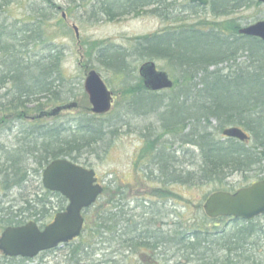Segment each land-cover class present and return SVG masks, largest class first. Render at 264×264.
Returning <instances> with one entry per match:
<instances>
[{
	"label": "trees",
	"instance_id": "1",
	"mask_svg": "<svg viewBox=\"0 0 264 264\" xmlns=\"http://www.w3.org/2000/svg\"><path fill=\"white\" fill-rule=\"evenodd\" d=\"M250 2L211 0L209 6L215 18H221L230 16L235 9L244 8ZM71 4H75L80 11L84 10L88 14V21L93 22L142 14L171 22L160 32L136 38L135 46L129 53L103 41L89 44L87 53L90 58L95 57L110 67L118 77L129 73V58L135 55L137 61L142 62L163 60L172 73L182 78V83L178 78L173 79L171 91L175 93L168 104L172 110H169V119L166 114L163 116L165 121L162 128L179 135L183 143L199 148L201 163L197 171L185 174V171L174 168L176 160L173 157L158 155L161 171L170 174L165 184L206 181L215 184V191L231 192L238 188L228 179L236 174H244V185L258 180H252L248 175L264 172V41L241 35L236 19L224 22L207 18L192 23L185 21L182 17L184 13L199 15L206 9L190 0H71ZM1 5L7 6L5 2ZM44 15V12L33 9L29 17H34L36 23L27 21L18 26L17 23L9 25L8 16L0 13V127L15 120L25 125L18 129L12 146L0 143V193L24 186L34 173L42 174L53 160L68 158L78 163L81 150L103 139L101 116L104 115H93V121L82 122L84 125L79 130V137L76 135L73 139H65L59 125L43 123L44 116L53 113L43 111L46 105L56 106L66 101L64 85L67 80L61 68L60 52L55 48L42 58L31 55V47L35 43H46V27L42 21ZM245 55L246 60H239ZM195 77L199 78V83L194 82ZM123 90L128 95H150L148 99L152 101L151 104L154 100H160L155 91H150L144 85L142 77L136 85L126 86ZM43 99L47 102L42 103ZM211 119L217 121V131L220 132L228 126H240L249 135V140L238 141L230 137L217 139L209 126ZM191 121L192 128L182 137V131L190 125L186 122ZM202 121H206L207 126H203ZM152 147L149 145L147 150ZM249 180L252 182L247 183ZM45 190L39 195L24 197L17 205L4 207L0 202V229L26 224L33 219L38 223L49 219L52 213V208L47 207L50 196L60 200L56 212L66 208L67 199L64 196ZM107 191L105 187L102 196ZM107 202L112 206L100 207L101 214L93 211L88 217L85 216L87 229L80 237L82 242L73 246L74 241L68 245L72 248L69 249V261L65 264H82L85 258L91 257L94 250L92 238L99 236L105 237L106 247L112 249L111 255H117L120 250L118 247L114 251L116 245L121 247V252L122 247L129 249V254H120L122 259L117 262L107 261L110 264H125L134 258L133 255H137L143 264L141 258L145 253L140 255L138 250H151L157 263V256H164L170 247L177 248L189 264H264V256L255 252L256 239L264 241V228L261 230L254 225L256 218L253 221L243 220L245 223L240 228L220 238L204 227L207 226L205 221H194L187 226L180 223L167 237L151 228L153 220L140 226L132 218H125L126 229L121 239L119 222H123V219L112 212L119 207L116 205L117 194L114 193ZM86 211L89 212V208ZM222 219L241 221L223 217L217 221ZM190 235L193 237L188 240ZM212 236L215 239H211ZM2 258L4 262H1ZM24 260L0 255V264H21Z\"/></svg>",
	"mask_w": 264,
	"mask_h": 264
},
{
	"label": "rangeland",
	"instance_id": "2",
	"mask_svg": "<svg viewBox=\"0 0 264 264\" xmlns=\"http://www.w3.org/2000/svg\"><path fill=\"white\" fill-rule=\"evenodd\" d=\"M4 2L7 6L1 5ZM205 8L199 15L187 12L182 17L185 21L191 23L202 18L212 19V21L215 19L223 20L221 22L236 19L239 25L243 27L256 23L258 20H264V3L258 0H251L249 5L235 9L230 16L221 18H215L210 6ZM33 9L45 13L42 21L44 27H46V43H35L31 47L32 57L42 58L55 48L60 52L62 58L61 68L67 75L64 85L66 92L63 90L66 101L57 103V105L62 106L59 110L56 108L57 105H46L44 112H53L52 110L54 112L47 117L44 116L43 123L50 122L52 125H59L60 127H58L65 139H73L76 135L79 137V130L84 125L82 122L93 121L92 116L95 115L90 110L91 104L86 89H84L85 77L91 69L100 72L108 87L114 91L115 99L112 111L101 116L103 139L98 144L89 145L81 150L80 159H78V163L91 169L94 168L99 182L108 189L107 193L101 196L92 208H89V212L85 210L84 215L88 217L93 211L101 214L100 207L110 208L112 204L107 202V199L113 198L115 193L118 197L116 205L119 207L113 209L112 212L122 216L123 222H119L121 239H123L122 234L126 229V226H124L125 218H132L135 224L140 226H145L147 221L153 220L151 228L167 237L172 235V232L178 228L180 223L187 226L191 222L194 223V221L198 223H201V221L207 222V226L204 227L210 233H214L216 238H220L222 235L229 236L237 228H240L245 223L244 221H228L227 219L217 221L208 218L204 212L205 199L216 189L213 182L203 181L197 184L188 182L184 184L177 181L176 183L165 184L170 174H164L161 171L162 167L160 160L158 161V155L173 157L176 160L174 168L185 171V174L188 171H197L198 165L201 163L199 148L190 143H183L181 138L178 137L179 135L176 136V134L164 131V128H162L165 121L163 116L166 114V117L170 118L172 108L171 106L168 107V104L174 97L175 91L172 92L171 89L156 91L160 100H154L152 104L150 103L152 101L148 99L150 95L145 97L143 95L137 96V94H124L123 89L126 86L136 85L141 78L138 71L142 60L137 61V56H131L129 58L131 66L129 73L118 77L110 67H107L95 57L90 58L87 55L89 44L92 45L96 41H103L105 44L108 42L113 43L129 53L135 46L136 38L160 32L171 22L166 23L156 16L144 14L138 17L127 15L116 20L106 19L93 22L88 21V14L84 10L80 11L75 4L72 5L71 0H0V13L8 16L7 23L9 25L17 23L20 26L23 22L27 23V21L32 22V24L36 23V21H33L34 17H29ZM63 13L66 18L63 17ZM74 25L79 27V39L76 36ZM245 57L246 55L240 57L239 60L244 61L246 60ZM153 61L159 69L167 71L172 79L178 78L182 83L179 74L172 73L163 60ZM222 66L220 65V67ZM134 68H136L135 71ZM212 69L214 68L212 67ZM198 79V77H195L194 82L199 83ZM194 82L193 84H195ZM41 101L42 103L47 102L46 99ZM72 103H77L78 107L67 108V105ZM64 106L66 108H63ZM55 108L57 111H55ZM208 122L211 130L215 132L216 138L225 140L226 138L222 136V133L217 131V121L211 119ZM186 123L190 125H187L186 130L182 131V137L192 128L193 121ZM23 125L16 120L9 121L8 125L4 123L0 127V143L12 146L18 129H21ZM202 125L207 126L206 121H202ZM149 145H153V147L147 150ZM257 173L252 172L248 176L253 178L252 180H260L264 177V172L260 175ZM42 178L41 172L34 173L24 186L0 193L1 204L4 207L17 205L21 203L24 197L29 198L45 192ZM252 180L247 183H251ZM228 181L235 188L244 186L243 183L246 182L243 173L232 176ZM48 203L47 207L52 208L51 217L41 221L40 225L53 219L52 217L59 208L60 200L57 197L50 196ZM254 225L262 230L264 228V218L257 217ZM1 232L0 229V234ZM188 237V240H191L193 236ZM215 237L212 236L211 239H215ZM92 240V248H94L92 255H94L85 258L82 264H110L107 261L117 262L122 259L120 254H129L128 248L122 247L121 252V247L116 245L114 251L118 247L120 250L117 255H111L112 249L106 247L105 237H94ZM256 241H258V244H255V252L264 256V241L262 239H256ZM81 242L82 240L79 238L75 240L73 246ZM70 248L72 247L65 246L54 250L52 253H42L35 258L25 259L21 264H65L68 263L70 258ZM222 252L218 251L223 255ZM132 257L134 258L125 262V264H138V260L140 264L142 263L137 255ZM4 261L2 258L1 262ZM156 264L189 263L177 248L170 247L166 250L164 256L162 254L157 256Z\"/></svg>",
	"mask_w": 264,
	"mask_h": 264
},
{
	"label": "water",
	"instance_id": "3",
	"mask_svg": "<svg viewBox=\"0 0 264 264\" xmlns=\"http://www.w3.org/2000/svg\"><path fill=\"white\" fill-rule=\"evenodd\" d=\"M259 1L264 3V0ZM190 2L206 6L210 0ZM63 15L66 17L64 13ZM74 29L79 39V27L74 25ZM239 29L241 35L258 37L264 41V20ZM139 75L143 77L144 85L150 91L172 89L174 86L170 75L165 70H159L152 60L141 64ZM85 78L84 89L91 104L90 110L97 115L110 113L114 93L108 88L104 78L95 69L90 70ZM77 106V103H72L67 105V108ZM61 108L62 106L57 109ZM222 134L239 141L249 140V135L240 126H228ZM42 176L43 187L66 197L67 208L58 212L44 227H40L33 220L19 226L6 227L0 235V253L7 257L32 259L42 251L72 242L84 229L83 211L92 207L104 191V186L98 183L94 168L89 169L67 158L51 161ZM205 201L204 212L210 219L233 216L242 220H252L254 217L264 215V180L242 187L236 192L224 190L213 192Z\"/></svg>",
	"mask_w": 264,
	"mask_h": 264
},
{
	"label": "flooded vegetation",
	"instance_id": "4",
	"mask_svg": "<svg viewBox=\"0 0 264 264\" xmlns=\"http://www.w3.org/2000/svg\"><path fill=\"white\" fill-rule=\"evenodd\" d=\"M210 2H211V0H210ZM210 5V4H209ZM209 5H207V6H205V7H208ZM246 36H248V35H246ZM245 35H244V37H246ZM250 37V36H249ZM258 39H260V38H258ZM262 40V39H261ZM263 41V40H262ZM86 224L87 223H85V226L83 227L84 228V232L86 231V229H87V227H86ZM68 245H70V244H64L63 246H59V247H57L55 250H57L58 248L59 249H61V248H63V247H65V246H68ZM54 251V250H53ZM53 251H49V252H46V253H52ZM138 253L141 255L142 253H145V255H143L142 256V260H143V263L144 264H156V261H155V256L153 255V253H152V251L151 250H148V251H146V250H138ZM139 264V263H138Z\"/></svg>",
	"mask_w": 264,
	"mask_h": 264
}]
</instances>
